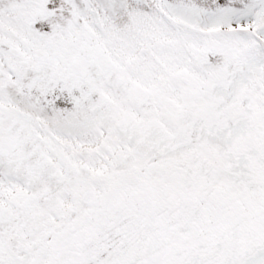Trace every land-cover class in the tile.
<instances>
[{
	"label": "snow or ice",
	"instance_id": "snow-or-ice-1",
	"mask_svg": "<svg viewBox=\"0 0 264 264\" xmlns=\"http://www.w3.org/2000/svg\"><path fill=\"white\" fill-rule=\"evenodd\" d=\"M0 264H264V0H0Z\"/></svg>",
	"mask_w": 264,
	"mask_h": 264
}]
</instances>
